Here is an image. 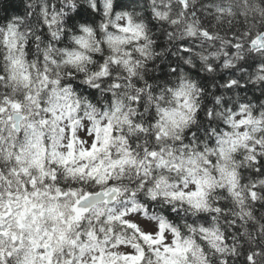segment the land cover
I'll return each instance as SVG.
<instances>
[{"label": "clouds", "instance_id": "obj_1", "mask_svg": "<svg viewBox=\"0 0 264 264\" xmlns=\"http://www.w3.org/2000/svg\"><path fill=\"white\" fill-rule=\"evenodd\" d=\"M0 264H264V0H0Z\"/></svg>", "mask_w": 264, "mask_h": 264}]
</instances>
